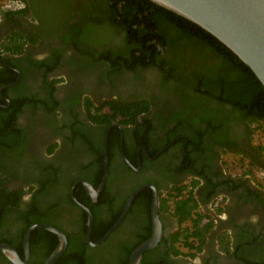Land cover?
Here are the masks:
<instances>
[{"label": "flooded vegetation", "instance_id": "af4514ba", "mask_svg": "<svg viewBox=\"0 0 264 264\" xmlns=\"http://www.w3.org/2000/svg\"><path fill=\"white\" fill-rule=\"evenodd\" d=\"M10 1L15 4L9 5L14 10L29 7V11L25 15L0 16V77L8 75L7 66L18 74L13 82L0 84V128L14 127L19 138L17 152L0 145V180L9 190L23 188L21 208L26 210L35 204L48 209L47 224L65 232L68 246L71 237L77 240L81 235L89 247L86 253L95 264H118L122 248L133 246L150 230L152 235L154 188L147 186L139 192L108 238L100 244L96 242L117 222L131 193L149 184L157 193L163 234L153 252L147 257L145 253L152 249L144 253L142 264H248L246 259H261L264 185L247 174L232 173L224 158L227 153H239L250 168L263 169L252 164L254 159L263 160L253 142L255 121L240 116V111L228 103L197 93L191 97L195 102L190 106L191 113L185 115L184 104L168 96L172 94L167 90L178 88L176 82L159 84L162 73L157 69H141L138 79L127 69L110 74L112 68L101 56L110 48L107 43L111 34L98 28L84 27L76 32L58 29L51 0ZM67 18L69 23L78 21ZM19 32L31 37L14 38ZM116 39L117 36L113 42ZM15 44L22 45L21 51H12ZM159 50L169 57L165 48ZM137 96L148 100L149 107L136 116L128 115V111L117 113L105 104L112 100L134 101ZM182 121L188 124L184 130ZM107 132L109 174L104 189L93 197L81 181L95 189L100 186L105 173ZM103 134L104 171L99 180L100 168L93 162L98 158L97 147ZM110 145L114 146L112 152ZM40 182H48L49 190L43 191ZM107 184L110 199L100 203ZM177 189L193 192L197 211L204 216L202 223L209 224L201 251L174 252V246L182 243H175L172 235L182 230V224L173 210L164 207L163 200L173 199ZM143 191L147 192L142 196ZM79 202L92 213L91 242L96 244L88 241L89 214ZM98 216L103 226L112 225L102 237L93 239ZM7 217V213L1 217L0 237L10 238L7 232L16 233L17 229L18 237L24 222H7ZM31 225L22 237V254L12 245L23 260L25 233ZM53 235L59 243V237ZM194 239L198 244V237ZM30 258L31 248L28 263ZM7 261L10 260L0 251V264Z\"/></svg>", "mask_w": 264, "mask_h": 264}, {"label": "trees", "instance_id": "16d2710c", "mask_svg": "<svg viewBox=\"0 0 264 264\" xmlns=\"http://www.w3.org/2000/svg\"><path fill=\"white\" fill-rule=\"evenodd\" d=\"M51 4H55L53 9L55 13L57 12L56 17L58 19H55V22L58 29L76 32L84 27L87 30L98 28L108 35H112L107 43L110 47L109 50H104L103 56H101L109 68H112L110 74L116 75L127 69L134 74V78L138 79L141 69L154 68L162 73L157 81L159 84L166 85L172 80L176 82L179 94L175 98L182 105L184 104L183 114L191 113L192 108L187 104H193V95L197 93L200 96H212L219 102L230 104L234 110L240 111V116L251 117L253 121L258 123L261 119L264 120V86L257 76L215 36L183 16L151 0H51ZM28 11L29 7L14 10L0 3L1 17H9V14L25 15ZM67 17L76 18L78 21L69 23ZM20 33H16L13 37L15 38L17 35L20 38L31 37V34L22 35ZM116 36L117 39L113 42ZM17 46L15 44L12 51H21L22 45L21 47ZM112 46H115V49L111 48ZM159 47L166 49L169 54L168 58L161 54ZM181 56L184 58L183 61L185 62H182L184 65L192 64L190 67L186 66L182 71L178 68ZM56 63L58 62L56 61ZM6 72L8 75L0 77V84L13 82L18 77L17 72L9 66L6 67ZM161 88L166 90L165 86H161ZM175 94H173V98ZM141 98L139 97L134 101L112 100L106 101L105 104L117 113L128 111L131 112L128 115L136 116V113L149 107V101ZM106 115L103 114V117ZM182 124L184 126L182 130H184L188 124L186 121H182ZM107 125L104 128V133ZM13 129L14 127L10 125L0 128V145L4 149L7 148L11 151L15 149L17 152L19 138ZM189 138L190 141L193 140L192 137ZM104 143L105 135L103 134L101 144H98L97 147L99 149L97 150L98 158L93 162L97 168H100L99 180H101L104 171V163L101 159L104 157ZM113 147V145L109 146V152L113 151ZM258 148L263 156L264 147L258 146ZM252 164L264 169V160L255 161L254 159ZM87 178L91 180L90 177L87 176ZM40 184L43 191L49 190L48 182H40ZM68 186L70 188L71 183L68 182ZM79 189L80 186L76 188L75 192L78 193ZM23 191V188L9 190L2 185L0 180V220L3 214L5 216L7 213L8 217L4 219L5 221L24 222L18 237L16 236L17 229L16 233L7 232L11 239L1 236L0 241L10 243L20 254H22V237L26 227L33 223H50L48 209H40L35 204L30 205L26 210L21 208L20 201ZM176 191L173 199L163 200L164 207L173 210V214L179 218L182 224V230L173 234L172 240L175 243L181 242L182 246L190 250L201 251L205 234L210 230L209 224L202 223L204 216L197 211L198 204L193 192L182 193V189ZM146 192L143 191L141 195L143 196ZM110 193V187L107 184V188L100 197V203H107L110 199ZM99 219L98 216L95 224L96 234L93 239L102 237L112 225L105 227ZM83 230H86L85 224ZM150 233L151 230L148 231L147 236L133 246L126 245L122 248L119 253L118 264H129L132 249L146 240ZM79 237L80 239L77 240L73 237L70 238L69 246L56 264H95L86 253L89 247L84 238L81 239V235ZM196 237H198V244L194 239ZM57 244V238L52 232L41 228L35 229L31 236V258L28 264H44ZM153 250L146 252L145 256L147 257V254ZM262 250L261 259H246L247 263L264 264V246ZM174 252L175 254L182 253L180 247L176 245ZM190 254L194 255L192 252ZM239 256L243 257L242 255ZM6 264L12 263L7 261ZM104 264L112 263L105 262Z\"/></svg>", "mask_w": 264, "mask_h": 264}, {"label": "water", "instance_id": "95a60500", "mask_svg": "<svg viewBox=\"0 0 264 264\" xmlns=\"http://www.w3.org/2000/svg\"><path fill=\"white\" fill-rule=\"evenodd\" d=\"M151 1L183 16L215 36L253 71L264 86V0ZM105 148V173L100 186L95 189L89 182L84 180L81 181L86 186L89 194L93 197H96L97 194L104 189L109 174L107 158L108 132ZM75 185L72 187V194L74 192ZM147 186L154 188L152 203V235L134 249L130 256V264H142L144 253L158 246L162 239L163 229L157 212L158 200L154 186L146 184L135 189L131 193L126 207L117 222L101 239L96 242L97 244H100L108 238L128 212L134 198ZM75 200L77 201L76 198ZM79 204L85 208L89 214L87 234L88 241L92 245L96 244L95 242H91V233L93 229L92 213L84 204L80 202ZM37 228L53 232L59 237L57 247L44 262V264H56L67 249L68 239L63 230L47 223H35L27 229L24 238V250L26 255L25 260L21 258L16 249L10 244L0 242V251L3 252L13 264H27L30 256L31 236L33 231Z\"/></svg>", "mask_w": 264, "mask_h": 264}, {"label": "rangeland", "instance_id": "374dc122", "mask_svg": "<svg viewBox=\"0 0 264 264\" xmlns=\"http://www.w3.org/2000/svg\"><path fill=\"white\" fill-rule=\"evenodd\" d=\"M2 4L5 6L11 5L14 7V3L11 2L10 0H1ZM100 31V29H97ZM183 56H181L180 62H178V68L179 70H184L186 66H192V64L189 65H184L183 63ZM183 62V63H182ZM115 84V82H114ZM134 85V83H133ZM136 85V84H135ZM169 92L172 95H168L170 98L173 97H178L179 94V89L177 88V92H171V89H169ZM194 102V100H192ZM191 103H188L187 106H191ZM253 127V142L257 146L264 147V121L261 123L255 122L252 124ZM226 163L228 164V168H230V171L234 174H247L249 177H251L254 181L259 182L264 185V169L261 168H250L251 165L248 162V160H245L244 157H242L239 153H227L224 156ZM263 160H264V152H263ZM181 247L180 249L184 251H190V249H186V247L179 245Z\"/></svg>", "mask_w": 264, "mask_h": 264}]
</instances>
